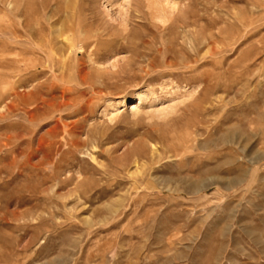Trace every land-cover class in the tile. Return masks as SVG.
I'll return each mask as SVG.
<instances>
[{
	"label": "rangeland",
	"instance_id": "374dc122",
	"mask_svg": "<svg viewBox=\"0 0 264 264\" xmlns=\"http://www.w3.org/2000/svg\"><path fill=\"white\" fill-rule=\"evenodd\" d=\"M0 264H264V0H0Z\"/></svg>",
	"mask_w": 264,
	"mask_h": 264
},
{
	"label": "bare ground",
	"instance_id": "6f19581e",
	"mask_svg": "<svg viewBox=\"0 0 264 264\" xmlns=\"http://www.w3.org/2000/svg\"><path fill=\"white\" fill-rule=\"evenodd\" d=\"M17 3V2H16ZM18 4V3H17ZM14 12V14L16 13L15 11H13ZM15 15H17V14H15ZM27 15V14H26ZM28 19V18H27ZM30 21V20H29ZM29 21H26L25 20V22H26V24H25V26H24V28L28 31V29L30 28V22ZM4 26V25H3ZM2 29V28H1ZM63 30V29H62ZM68 31H70V30H68ZM68 31H65V32H68ZM38 33V32H37ZM13 35V36H16V37H18L19 38V36H18V33H17V31L16 32H10V35ZM66 34V33H65ZM9 36V35H8ZM37 36V35H36ZM39 36V35H38ZM5 38V37H4ZM22 38V37H21ZM39 38V37H38ZM92 38V37H91ZM36 39V38H35ZM39 39H41V38H39ZM9 40V39H8ZM40 45V44H39ZM44 46V45H43ZM42 48V47H41ZM47 49V48H46ZM28 59V58H27ZM48 59V58H47ZM22 62V61H21ZM23 63V62H22ZM29 63H31V60H29ZM38 63H39V61H38ZM22 66V65H21ZM20 65H18L17 67H16V73H18L19 74V77H21L20 79H19V81H20V83H24L25 82V80H27V79H23V77L25 76V72H28V69H22V67H21ZM30 66V65H29ZM26 68V67H25ZM29 69H30V67H29ZM12 71V70H11ZM22 72H24V73H22ZM33 95V94H32ZM33 98V97H32ZM31 99V96H30V94L28 93V95L27 94H25L24 96H23V105H24V103L26 104V103H28L29 102V100ZM47 103H48V101H47ZM119 105L120 106H124V105H126V100L125 99H123V100H121V101H119ZM51 106V105H50ZM40 109V108H39ZM24 110V109H23ZM29 112V111H28ZM26 113V112H25ZM27 118H28V116H27ZM32 120H33V118H32ZM55 129V128H54ZM52 131V130H51Z\"/></svg>",
	"mask_w": 264,
	"mask_h": 264
}]
</instances>
